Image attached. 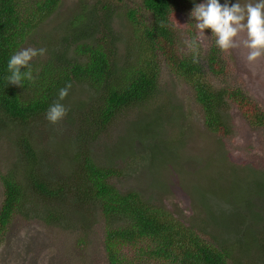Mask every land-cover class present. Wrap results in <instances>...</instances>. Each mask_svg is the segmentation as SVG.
Here are the masks:
<instances>
[{
    "label": "trees",
    "instance_id": "trees-1",
    "mask_svg": "<svg viewBox=\"0 0 264 264\" xmlns=\"http://www.w3.org/2000/svg\"><path fill=\"white\" fill-rule=\"evenodd\" d=\"M127 1L76 0L61 23L48 28L63 0H0V133L12 135L16 154L0 172V235L14 219L39 221L79 231L80 243L87 245L100 226L108 264H264V171L229 167L232 162L223 156V164L217 154L205 156L207 163L196 171L185 167L181 135L169 137L164 128L179 107L163 88L161 65L193 89L212 132L231 131L233 106L264 131V110L239 85H213L207 72L221 79L234 73L216 43L208 48L206 65L198 59L201 51L198 62L193 52H180L174 19L191 0H141L140 11ZM118 16L126 17L129 29L114 25ZM29 47L46 49L30 62L34 80L7 83L10 57ZM68 84L60 101L68 109V123L52 127L46 113ZM83 86L86 97L77 94L79 100L68 106L73 91ZM122 133L141 139L153 184L169 193L178 188L196 208L193 220L180 217L169 200L153 195L151 202L136 187L122 185L127 168L115 165V159H131L136 150V145L119 146ZM103 137L115 154L106 147L105 157L95 153ZM170 158L177 172L162 176ZM226 169L233 179L236 173L248 178L234 179L238 185L225 195H213L209 184L222 181L218 176ZM246 187L247 195L235 196ZM218 200L231 205L211 208Z\"/></svg>",
    "mask_w": 264,
    "mask_h": 264
},
{
    "label": "rangeland",
    "instance_id": "rangeland-1",
    "mask_svg": "<svg viewBox=\"0 0 264 264\" xmlns=\"http://www.w3.org/2000/svg\"><path fill=\"white\" fill-rule=\"evenodd\" d=\"M200 1L191 0L192 5L185 4V7L179 8L175 15L174 24L179 34L180 52L190 55L192 51L186 41L191 42L193 38H197L199 51H201L198 59L206 65L208 48L216 43V36L211 33V29H205L204 33H200L196 28L194 18L190 17L194 5L201 3ZM75 2L76 0H63L58 10L59 15L56 14L48 19L45 26L49 28L61 23L62 14L71 11ZM127 2L130 7L140 11L141 0H128ZM220 2L223 4L225 0H220ZM235 2L236 0H231V3ZM239 2L241 5H245L249 2L255 3L256 0H239ZM123 12L126 13V8ZM114 25L121 31L124 27L129 29L127 26L128 20L123 16L116 17ZM236 39L240 46L225 50V57L233 65L234 73L228 79L226 76L225 79L218 78L209 72H207V76L211 78L213 85L216 87L229 84L243 87L249 95L251 94L256 98V101L264 110V56L255 61H248L247 56L250 50L243 44V41L247 39L246 31L241 32ZM161 67L163 88L166 92L172 94L173 103L179 107L172 115L168 116L164 128L169 131L167 134L169 137L181 135L182 143L180 147L187 151L184 160L185 167L196 171L207 163L204 161L205 156L212 157L217 154L222 156L218 157V160L223 164H225L223 156L227 157V162H232L229 167L240 165L264 171V131L261 126L252 125L244 113L233 106L228 115L231 131L221 135L210 131L204 125L201 107L194 98L193 89L185 81L173 77L165 65L162 64ZM87 89L86 86H83L81 90L73 91L66 104L72 106V103L77 100L76 97L79 100L80 96L77 94H81L82 98H85L88 94ZM67 123L66 115L62 120L56 124L51 123V125L52 127H61ZM158 130L163 134L165 132L162 126ZM6 132L0 133V172H5L8 168L7 164L13 162L16 157L13 141L11 140L12 135H5ZM179 132H182V134ZM109 140V138L103 137L97 142L95 153L98 156H106L104 154L105 147L108 152L115 154L110 149L112 144H106ZM139 142H141V139L135 135L121 134L118 142L119 146L132 145L134 147L136 145L135 155L131 159L129 158L130 160H125V155L115 159V165L119 167L123 165V168H127L124 170L123 177L125 178H122V185L126 188L129 185L130 187H136L151 202L156 201L153 200V195L163 202L169 200L179 211L180 217L189 221L193 220L197 213L196 208L194 205L188 204L177 191L178 188L172 187V193H169L167 188L161 189L159 185L153 184V176L149 172L146 173V167L149 166L148 150ZM172 172L177 171L174 169L170 158L168 166L162 168V176L164 174L165 176H171ZM229 172V169H226L222 176H218L222 181H213L209 184V190L213 195L214 193L215 195H225L224 192L227 188H233L234 186L236 188L238 183L235 180L237 178L241 181L246 177L236 173L233 174L235 176L234 180ZM228 176H230L228 180L224 181V178ZM242 181L245 182L246 180ZM203 186L200 188L201 191H203ZM247 189L248 187L240 192L237 190L238 195L235 196L243 198V195H247ZM197 192L199 193L200 190L198 189ZM1 200L2 185L0 181V203ZM224 201L219 202L218 200V204L211 203L210 207L215 209L217 206H221L225 209V207L231 205L227 202L224 203ZM103 234V229L98 226L91 232L88 244L82 245L79 239L81 238L79 231H66L54 225H45L39 221L19 219L15 221L14 219L10 223L6 235H0V264H108L103 247ZM127 249L129 248H125V251L129 253L130 251Z\"/></svg>",
    "mask_w": 264,
    "mask_h": 264
},
{
    "label": "clouds",
    "instance_id": "clouds-1",
    "mask_svg": "<svg viewBox=\"0 0 264 264\" xmlns=\"http://www.w3.org/2000/svg\"><path fill=\"white\" fill-rule=\"evenodd\" d=\"M190 17L194 18L196 28L200 33L205 29H211V33L216 36V44L221 50H228L240 46L237 37L243 31L247 33V39L243 41L245 47L250 51L248 61H255L264 56V0H256L241 5L239 0L231 3L225 0L222 4L220 0H204L195 4L190 12ZM189 49L193 52V62L197 61L199 45L197 38L187 42ZM46 49L23 48L14 53L8 61V71L10 75L6 77L7 83L23 86L24 81H33L31 61L37 55H44ZM26 71H21V68ZM71 88V84L66 85L59 91V99L50 106L46 113V119L53 124L62 120L68 109L60 103L63 101Z\"/></svg>",
    "mask_w": 264,
    "mask_h": 264
}]
</instances>
